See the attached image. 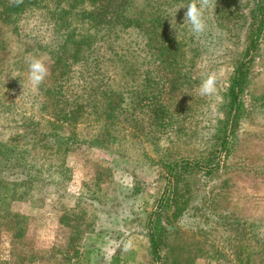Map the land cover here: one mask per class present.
Instances as JSON below:
<instances>
[{
	"label": "rangeland",
	"instance_id": "374dc122",
	"mask_svg": "<svg viewBox=\"0 0 264 264\" xmlns=\"http://www.w3.org/2000/svg\"><path fill=\"white\" fill-rule=\"evenodd\" d=\"M61 1L66 0H35L21 19L0 20V140L29 130L32 143L50 127L28 64L35 57L50 66L46 47L34 40L45 44L58 37ZM139 2L148 20L155 0L134 5ZM156 2L163 16L158 30L171 38L174 59L155 60L135 30L99 31L102 37L94 45L102 58L95 76L122 90V107L109 116L100 102L87 105L81 122L58 130L72 137L63 154L54 151L48 137L31 149L28 142L19 144L33 162L44 164L41 174L47 179L38 194L10 206L27 217L26 237L37 256L21 264H158L148 252L145 223L163 187L166 165L180 158L220 165L214 173L181 172L178 182L187 198L178 226L190 241L203 240L217 249L212 258L194 264L235 260L213 218L202 217L206 210L259 223L264 236V28L247 64L231 145L216 153L229 81L244 58L252 1L216 0L215 8L205 12L208 28L201 35L184 17L190 0ZM211 73L217 76L216 92L202 96L199 86ZM152 103L165 108L163 123L154 119ZM27 120L31 124L25 128ZM12 249L5 246L2 259L14 262L19 250Z\"/></svg>",
	"mask_w": 264,
	"mask_h": 264
},
{
	"label": "trees",
	"instance_id": "16d2710c",
	"mask_svg": "<svg viewBox=\"0 0 264 264\" xmlns=\"http://www.w3.org/2000/svg\"><path fill=\"white\" fill-rule=\"evenodd\" d=\"M76 1L80 2L79 7ZM251 1L253 6L249 10L250 20L246 27L244 58L237 61L227 88L223 128L217 130L220 131L217 154L223 150L226 152L231 145L234 134L232 128L242 109L241 93L246 81L247 64L252 60V53L264 28L263 3L261 0ZM33 3L35 0H0L1 22L9 24L11 20L21 19L24 9ZM62 3L64 6L58 7L59 23L55 27L58 37L48 39L45 44L34 40L38 47H46L44 52L51 60L49 74L36 90L39 109L51 119L48 122L50 127L48 125V131L42 132L38 139L33 137L32 143L29 130L23 134L11 133L0 140V264H21L37 257L26 237L27 217L12 211L10 206L17 200L28 195L33 197L40 192L47 182L46 176L41 174V170L45 171L46 168L43 163L33 162L27 153L19 149V144L26 145L22 143L28 142L30 144L26 146L31 149L35 144L42 143L41 138L47 142L48 137L51 147L54 143L57 146L54 145V151L63 154L61 149L66 151L65 146L72 137L62 135L58 130L63 125L74 126L81 122L87 114V105L100 102L104 111L110 113L109 116L122 107L121 103L125 99L122 90L97 82L95 76L102 58L101 52L94 45L95 39L102 37L99 31L113 33L135 30L142 39V45L147 47L155 60L170 62L175 57L171 38L158 30L163 16L156 7V0L148 20L142 10L145 4L139 2L134 5L135 0H66ZM152 105L154 119L163 123L165 108L160 107V104ZM30 124L27 120L23 127L28 128ZM193 168L214 173L220 165L218 161L214 164H201L185 158L173 160L166 165L163 187L145 223L148 252L158 264H194L196 259L212 258V252L217 250L203 240L190 241L178 226V220L187 204L184 196L186 188L178 189V182L181 172ZM206 211L202 217L206 216L208 220L213 218L211 222L214 227L222 231L224 245L235 257L233 264L264 262V236L260 234L259 223L239 219L231 212ZM7 245L19 250L14 262L1 257V251Z\"/></svg>",
	"mask_w": 264,
	"mask_h": 264
},
{
	"label": "clouds",
	"instance_id": "9594fccd",
	"mask_svg": "<svg viewBox=\"0 0 264 264\" xmlns=\"http://www.w3.org/2000/svg\"><path fill=\"white\" fill-rule=\"evenodd\" d=\"M16 2H21V0H16ZM215 6L216 0H190L189 4L186 6L184 17L188 24H190L191 31L194 34L201 35L207 30L208 23L207 18L205 17V12L209 8L214 9ZM28 73L33 88L38 90L39 86L45 81L49 74V67L43 59L34 57L29 61ZM216 80L217 76L215 73L209 74L199 86L200 94L202 96H210L214 94L216 92ZM130 247L131 242L125 246V250H128Z\"/></svg>",
	"mask_w": 264,
	"mask_h": 264
}]
</instances>
